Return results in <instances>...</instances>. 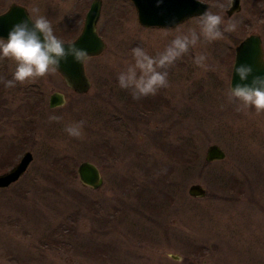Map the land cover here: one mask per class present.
I'll return each instance as SVG.
<instances>
[{
	"label": "rangeland",
	"instance_id": "obj_1",
	"mask_svg": "<svg viewBox=\"0 0 264 264\" xmlns=\"http://www.w3.org/2000/svg\"><path fill=\"white\" fill-rule=\"evenodd\" d=\"M91 1L0 0V12L12 2L38 8L71 40ZM101 1L96 27L106 48L85 63L88 92L76 94L57 72L14 87L0 82V169L33 155L19 180L0 188V264H264V112L228 96L238 43L229 37L257 33L264 50V0H240L231 16L230 0H201L222 15V30L229 22L236 30L201 38L167 69L168 87L139 100L118 81L132 50L156 57L177 35L198 32L200 16L145 28L128 0ZM16 67L0 57V78L12 80ZM54 91L65 103L50 108ZM81 121L80 137L65 131ZM210 144L225 158L207 162ZM82 161L99 168L100 187L80 183ZM192 183L204 197L188 195Z\"/></svg>",
	"mask_w": 264,
	"mask_h": 264
},
{
	"label": "clouds",
	"instance_id": "obj_2",
	"mask_svg": "<svg viewBox=\"0 0 264 264\" xmlns=\"http://www.w3.org/2000/svg\"><path fill=\"white\" fill-rule=\"evenodd\" d=\"M159 2L160 0L158 4ZM33 12L37 15H29L28 19L12 26L7 39L0 38V57L11 58L17 64L12 80L4 81L0 78V82L6 87H14L16 83L23 84L55 73L59 70L61 61L66 62L68 57L81 64L89 59L86 50L78 48L75 42L65 44L55 34L51 21L44 15H39L38 8H34ZM222 25V15L205 11L198 19V32L191 29L187 34L177 35L156 57L150 56L142 48H134V63L118 77L120 87L131 89L134 100L155 95L159 89L168 87L167 69L186 54L190 47H194L201 38L208 42L223 39L224 32L235 31L237 27L236 22H229L222 30ZM205 60V56L199 55L195 63L204 66ZM261 63L264 64V54L261 56ZM233 72L239 76L241 83L234 87L230 84L229 100L244 109L254 108L257 113L264 112V76H254L250 83H246L253 72L250 66L234 65ZM50 119L59 120L60 117L53 116ZM82 126L81 121L66 127L65 131L73 137H80Z\"/></svg>",
	"mask_w": 264,
	"mask_h": 264
},
{
	"label": "water",
	"instance_id": "obj_3",
	"mask_svg": "<svg viewBox=\"0 0 264 264\" xmlns=\"http://www.w3.org/2000/svg\"><path fill=\"white\" fill-rule=\"evenodd\" d=\"M137 13V22L145 28H175L189 18L201 16L208 11L209 4L201 0H130ZM101 0H92L87 10L80 33L65 44L75 42L78 48L84 49L89 58L99 56L106 48V43L97 31V21L101 10ZM241 8L240 0H230L226 11L231 16ZM29 13L25 7L11 3L7 10L0 14V38L7 39L12 26L22 20L28 19ZM30 26H31V22ZM67 47V45H65ZM264 54L261 36L251 33L241 39L234 47V57L229 81L234 87L241 83L240 78L233 72V66L248 65L253 69L252 75L246 83H250L254 76H264V64L261 63V56ZM57 73L61 76L64 84L76 94H85L91 87V81L85 70V63H77L72 57L67 61H61ZM65 103L64 95L54 91L49 95L48 106L56 108ZM225 152L217 144H210L205 149L204 159L207 162L222 160ZM33 159L30 151L22 153L19 161L6 172L0 174V188H5L16 182L27 170ZM80 183L84 186L96 189L103 183L99 168L90 161H82L76 168ZM189 196L201 198L206 194L205 188L199 183H192L187 189ZM173 259H179L171 255Z\"/></svg>",
	"mask_w": 264,
	"mask_h": 264
},
{
	"label": "trees",
	"instance_id": "obj_4",
	"mask_svg": "<svg viewBox=\"0 0 264 264\" xmlns=\"http://www.w3.org/2000/svg\"><path fill=\"white\" fill-rule=\"evenodd\" d=\"M59 36V35H58ZM69 35H60V38H62V39H64V40H68V39H70L69 37H68ZM230 38V40L234 43V44H236L237 42H239L240 41V39H238V40H236V39H234L233 37H229ZM226 58H227V62L228 63H231V60H232V54H227L226 55ZM9 159H11L10 157H9ZM195 160L197 161V157H195ZM187 164H192V163H194V161H193V159H192V157L191 156H189V157H187L185 160H184ZM3 167V166H2ZM6 170V168L5 167H3V169H0V173L1 172H4Z\"/></svg>",
	"mask_w": 264,
	"mask_h": 264
},
{
	"label": "flooded vegetation",
	"instance_id": "obj_5",
	"mask_svg": "<svg viewBox=\"0 0 264 264\" xmlns=\"http://www.w3.org/2000/svg\"><path fill=\"white\" fill-rule=\"evenodd\" d=\"M128 1H129V2L132 4V6L134 7L133 3H132L130 0H128ZM12 3H16V2H12ZM10 4H11V3H10ZM10 4H9V5H10ZM16 4L25 7V9H26L27 12L29 13V15H31V13H30L31 10H29L28 7H27L25 4H20V3H16ZM9 5H8V6H9ZM7 8H8V7H7ZM7 8H6V9H7ZM6 9H5V10H6ZM5 10H4V11H5ZM134 10H135V7H134ZM4 11H2V12H0V13H3ZM31 12H32V11H31ZM32 13H33V12H32ZM135 13H136V10H135ZM136 14H137V13H136ZM47 19H49V20L51 21V23H52V20H51L50 18H47ZM52 25H53V23H52ZM82 25H83V20H82ZM81 28H82V26H81ZM81 28H80V31H81ZM80 31H79V32H80ZM248 228H249V227H248ZM258 228H260V226H258ZM255 229H256V228L253 227V231H255ZM250 232H251V228H249L248 233H250ZM263 232H264V231H263Z\"/></svg>",
	"mask_w": 264,
	"mask_h": 264
}]
</instances>
